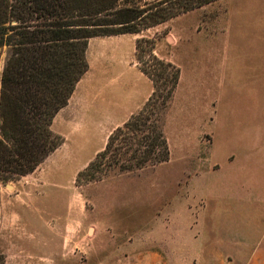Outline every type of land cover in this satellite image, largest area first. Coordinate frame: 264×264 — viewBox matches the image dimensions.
I'll list each match as a JSON object with an SVG mask.
<instances>
[{
  "label": "rangeland",
  "instance_id": "374dc122",
  "mask_svg": "<svg viewBox=\"0 0 264 264\" xmlns=\"http://www.w3.org/2000/svg\"><path fill=\"white\" fill-rule=\"evenodd\" d=\"M256 8L264 12V0H219L136 35V39H154L152 53L164 61L167 56L179 68L164 124L168 161L129 174L110 175L99 182L83 179L77 183V174L95 157L87 159L98 145V134L90 130L76 134L64 131L68 150L78 153L65 159L63 178L50 170L60 169L56 160L44 159L33 174L0 182L1 264L179 262L134 259L132 251L140 255L157 253L159 244L174 242L173 236L160 234V228L152 227L165 214L167 198L198 169L197 159L229 152L242 126L253 124L248 102L241 107V103L232 101L230 110L223 109L225 104L212 108L207 86L210 81L216 91L220 87L231 47H249L256 37L260 39L250 16ZM262 29L264 33V20ZM97 45L92 42L91 51ZM139 48L142 62L151 65L147 45L140 43ZM4 54L1 48L0 73ZM58 126L56 122L51 127L55 134ZM211 137L216 139L209 144ZM257 154L264 159V144ZM186 263L190 261H183Z\"/></svg>",
  "mask_w": 264,
  "mask_h": 264
},
{
  "label": "crops",
  "instance_id": "0c3cea01",
  "mask_svg": "<svg viewBox=\"0 0 264 264\" xmlns=\"http://www.w3.org/2000/svg\"><path fill=\"white\" fill-rule=\"evenodd\" d=\"M259 9L250 16L258 27L256 32L260 31V39L256 37L255 44L249 47H231L220 87L216 91L210 81L207 86L212 108L225 104L223 109L230 110L232 101L241 103V107L248 102L253 124L242 126L243 131L235 138L229 152L222 151L216 157L212 154V159H197L198 169L167 198L165 214L152 227L160 228V234L173 236V245L159 244L158 254L149 251L140 255L132 251L134 259L179 261L176 264H183V261H190V264H264V159L257 154L264 144V12H257ZM136 35L88 39L87 71L76 83L67 105L52 120L51 127L56 122L59 125L56 135L62 138V144L45 160H56L60 171L50 170L58 172L59 177L64 174L65 159H72L78 153L68 150L64 131L96 132L98 145L87 158L93 159L103 149L108 135L122 126L151 96L152 82L136 62ZM92 42L98 45L91 51ZM226 128L221 129L222 132ZM215 139L211 137L209 144Z\"/></svg>",
  "mask_w": 264,
  "mask_h": 264
},
{
  "label": "trees",
  "instance_id": "16d2710c",
  "mask_svg": "<svg viewBox=\"0 0 264 264\" xmlns=\"http://www.w3.org/2000/svg\"><path fill=\"white\" fill-rule=\"evenodd\" d=\"M215 1L0 0V49H5L0 73V182L32 173L62 144L51 129L52 120L87 71L88 39L140 34ZM140 43L147 45L151 65L142 62ZM153 49L154 39L136 40V62L152 82L151 96L108 135L103 149L77 174V183L99 182L168 161L164 124L179 68L156 57Z\"/></svg>",
  "mask_w": 264,
  "mask_h": 264
}]
</instances>
